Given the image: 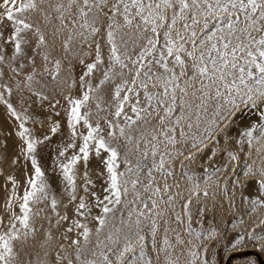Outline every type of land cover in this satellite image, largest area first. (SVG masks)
<instances>
[{
  "label": "snow or ice",
  "instance_id": "obj_1",
  "mask_svg": "<svg viewBox=\"0 0 264 264\" xmlns=\"http://www.w3.org/2000/svg\"><path fill=\"white\" fill-rule=\"evenodd\" d=\"M0 107V264H218L236 229L230 260L264 254V214L201 203L264 193V0H0ZM205 152L224 166L181 191Z\"/></svg>",
  "mask_w": 264,
  "mask_h": 264
},
{
  "label": "bare ground",
  "instance_id": "obj_2",
  "mask_svg": "<svg viewBox=\"0 0 264 264\" xmlns=\"http://www.w3.org/2000/svg\"><path fill=\"white\" fill-rule=\"evenodd\" d=\"M243 114H241V113L237 114V116L235 117V125L239 124L238 121H240V119L244 117ZM236 131H237V128H236ZM256 147H260V145H256ZM246 159H247V157H243L241 162L243 163V161ZM253 159H255L257 165H259V163H260L259 154H257L255 152V150H254V154H253ZM226 160H227V158L225 159V161ZM225 161L222 160V156L220 154H218L213 159V158L208 156L207 152H205L203 155H198L197 158L192 162L184 161L183 163L185 165V168H183V169L180 166V161H177L176 164L174 165V167H175V171H176V182H178L181 185L180 190L185 191L187 188L191 187L190 182H188L187 180H185L181 177L180 173L182 171H187L190 174H195L200 179L201 187L203 188V187H205V185L203 184V181L205 179H207L209 174H214L216 169L223 167L225 164ZM229 175H231L230 172L227 174L220 173L218 182L223 184ZM213 181H216V175H213ZM213 181H210L209 183L212 184ZM228 184L230 187L231 186L230 180H228ZM244 184L246 186L243 187L241 190L243 192V198H244L243 205H241V196H240V192L238 191L237 196H236V200H235L236 206L233 208H229V206H228L229 194H226L223 191L217 190L214 187L208 188V191L210 192V198L202 200L201 203L212 204V203L217 202L224 207V210L235 212L236 215L233 219L232 224L239 225V221H240L241 216H243L244 220L247 221L248 224H251L253 221H255L257 219V217L259 215L264 214V212H262L260 209H257V211L252 215V217L249 218V216L245 215V213L249 211V206H248L247 200L249 198L257 199L258 195H264V193H258V185L254 182L253 179H245ZM213 192H215L214 196L211 195ZM236 230H239V229H236ZM236 230H233L232 232H235ZM257 231H259V229H257ZM250 251L255 252L254 249H251ZM257 254L258 253L255 252L254 254H251V255L256 256V258H257ZM260 256H261L262 260L264 261V254H260ZM227 258H229V257L226 255L224 258V262ZM229 260L227 259V261H229ZM230 264H241V261L238 259H231Z\"/></svg>",
  "mask_w": 264,
  "mask_h": 264
},
{
  "label": "rangeland",
  "instance_id": "obj_3",
  "mask_svg": "<svg viewBox=\"0 0 264 264\" xmlns=\"http://www.w3.org/2000/svg\"><path fill=\"white\" fill-rule=\"evenodd\" d=\"M79 71H80V68L77 67V72H79ZM243 115H244V117L241 118L240 121H238L239 124L233 126V129H234V130L232 129L233 135H235V133H236V128L237 129L241 128V126L243 124H246L250 119H253V117L246 112ZM9 130H10V125L6 119V114L4 112L3 107H0V131L7 132ZM5 138L8 139V144H9V148L11 151V148L14 144V141L11 138H7V137H5ZM221 156H222V160L225 161V159L227 157L223 156V155H221ZM242 159H243V157H242ZM240 171H241V169L238 167L237 173H240ZM242 180L244 182L245 179L242 177ZM2 184H3V179L0 178V185H2ZM3 196H4V193L2 190H0V203L3 202ZM206 205H207L208 211L205 214L204 227H208L210 224H214L215 220H222L224 225H227L230 227V225L233 223V219L236 215L235 212L224 210V207L217 202L212 203V204H206ZM232 231L233 230L227 231V234L224 238V242L221 245H219L218 248L215 250L217 252L218 264H230L229 258H227L229 261H227V259H226L224 262V258L226 255L224 254L222 249L224 248V245H226L231 240V238L233 237L234 232H232ZM254 253L255 252H253V251H249V252L245 253L244 255H251ZM257 260H258V264H264V262H262V260L259 259L258 256H257Z\"/></svg>",
  "mask_w": 264,
  "mask_h": 264
},
{
  "label": "water",
  "instance_id": "obj_4",
  "mask_svg": "<svg viewBox=\"0 0 264 264\" xmlns=\"http://www.w3.org/2000/svg\"><path fill=\"white\" fill-rule=\"evenodd\" d=\"M257 256H258V258H259V259H261V260H262V258H261V256H260V254H257ZM262 262H264V261L262 260Z\"/></svg>",
  "mask_w": 264,
  "mask_h": 264
}]
</instances>
